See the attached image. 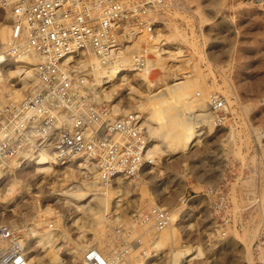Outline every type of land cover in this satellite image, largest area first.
Returning a JSON list of instances; mask_svg holds the SVG:
<instances>
[{"label": "rangeland", "instance_id": "obj_1", "mask_svg": "<svg viewBox=\"0 0 264 264\" xmlns=\"http://www.w3.org/2000/svg\"><path fill=\"white\" fill-rule=\"evenodd\" d=\"M6 15L0 9V24L7 20ZM157 17L153 45H162L157 53H163L166 65L148 74L152 84L159 90L168 82L191 77L194 83L198 77L200 90L207 97L214 94L226 100V105L222 113L217 111V127L203 128L202 140L191 151L179 148L158 156L153 174L110 188L115 194L104 218L100 250L113 254L117 248L129 245L134 249L138 244L142 248L134 251L133 264H172L174 252L188 253L199 247L201 254L189 256L185 264H264V211L259 207L264 195V0H169ZM157 53L151 50V60ZM8 77L5 91L25 93L22 83L17 87L11 84L20 80L17 74ZM131 79L138 105L149 91L148 83L141 74ZM197 90L193 91L195 96ZM133 104L128 101L123 108H133ZM231 131L235 141H231ZM34 165L23 175L30 189H20L18 198L9 205L0 199V223L14 225L16 220L34 261L79 264L84 254L80 245L97 236L91 207L96 209L98 202L79 208L85 202L74 197L69 202L56 193L72 181L76 182L71 185L87 192L94 176L86 174L87 182H82L81 174L73 179L75 167L53 166L50 171L38 172ZM47 205L57 213L39 215ZM154 206L167 208L173 215L175 211L182 213L180 220L172 218L169 240L158 250L151 246L158 231L137 218ZM118 223L124 228L121 233L112 228ZM50 224L60 229V236H68L60 251L36 247L27 230L36 227L43 232L52 228ZM82 229L85 236L79 238ZM250 245L252 263L247 257Z\"/></svg>", "mask_w": 264, "mask_h": 264}, {"label": "built area", "instance_id": "obj_2", "mask_svg": "<svg viewBox=\"0 0 264 264\" xmlns=\"http://www.w3.org/2000/svg\"><path fill=\"white\" fill-rule=\"evenodd\" d=\"M168 3L0 0V9L12 14L10 39L0 43V74L9 78L12 71L24 72V65L34 55L40 59L33 64L36 84L20 99L7 93V102L0 106V171L4 172L0 185L42 154H50L56 167L82 163L91 167L100 191L156 171L153 141L143 125L144 114L135 109L137 89L131 78L142 75L149 66L151 47H157L153 45L157 15ZM127 56L131 61L124 82L104 84L107 92L116 87L112 101L98 100L102 92L91 87L92 59L100 69L112 70ZM22 72L17 76L20 80L11 83L13 87L22 83ZM128 101L134 107L124 109ZM225 101L213 95L210 103L222 113ZM15 159L21 161L18 167L12 162ZM137 218L146 225L151 221L161 231L172 224L173 214L154 206ZM112 228L116 233L124 230L120 223ZM22 230L0 223V264H32ZM135 254L129 245L113 254L93 246L84 251L79 264H133Z\"/></svg>", "mask_w": 264, "mask_h": 264}, {"label": "bare ground", "instance_id": "obj_3", "mask_svg": "<svg viewBox=\"0 0 264 264\" xmlns=\"http://www.w3.org/2000/svg\"><path fill=\"white\" fill-rule=\"evenodd\" d=\"M6 12H7L6 16H8L7 20H5L3 23L0 24V43H4V44L8 43L10 39V35H11V19H12L11 15L12 14L9 12V10H7ZM159 45H161V43ZM163 45H165V43ZM151 48L157 53L161 51L162 45L160 47L152 46ZM162 55L163 53L161 52L157 53L156 54L157 58L155 60H151L149 62L148 68L144 72H142L144 79L148 83L149 91H147L148 93L146 92V95H144L143 100H140L138 105L135 108L136 110H139L144 114L143 125L146 129L148 136L153 141L154 158H157L158 156H162L164 154L166 155V153H169V152L171 154L172 152L178 150L179 148H181L184 151H191L194 148V146L202 140V137L205 133L203 131V128L204 129L209 128V130L214 129L215 127H217V125L215 124V121L219 119L217 115V111L213 109V106L210 103L211 97L214 94H210L209 97H207L206 93L200 90L199 88L200 83H199L198 77L194 79L195 80L194 83L192 82L191 77H189L185 81L177 82L173 84H170V82H168L165 88H160L159 90L152 84V81L148 79L147 75L149 71L154 69L155 67L156 68L160 67L163 69L165 68L166 59L163 58ZM92 60H93V63H91V65L93 66V70H92L93 72L91 73H93L94 78H93V82L91 83V87L96 93L102 92L98 94V97H97L98 100H104V101L111 102L113 98L112 97L113 93L116 91V87H114L111 91L107 92L104 84H107V83L115 84V82H117L118 80H120L121 82H124L125 80L124 77H126L124 76V71H127L130 68V61H131L130 57L129 56L124 57L123 60L120 61V63L117 66L112 68V70L111 69L110 70L100 69L99 66L95 65V63L97 62L96 59L93 58ZM39 61L40 59L34 55V57L30 58L27 64L24 65V70H25L24 72H22L23 71L22 69H17L16 71L10 72V74H17V76L21 75V72L23 76L25 75L22 78V81H23L22 89L28 90L30 86L36 84V76L33 70V64H37ZM130 70L133 71L135 69H130ZM8 85L9 83L7 81V78L4 75L0 74V88L2 87L3 89V94L1 96L2 100L0 102V106L3 103L7 102L6 101L7 98L5 97L7 93L12 98H15V99H20L21 98L20 96H24V92H22V94L16 93L17 95L16 97V95H14L12 92L10 93V90L5 91ZM196 88L199 89L195 92L197 96L193 94V91ZM207 93L209 94L208 91ZM229 98L230 97L227 98V101L231 103V100ZM125 111H128V110H125ZM230 137H231V141H235L234 140L235 135L233 131H231ZM35 160L36 162L34 163L35 164L34 166L37 167L36 169L38 170L36 171L38 172L39 171H42V172L50 171L52 170V167L54 166L53 157L50 154H42L40 157L36 158ZM12 162H14L13 164L15 165V167H18L19 163H21V161L18 159L17 160L15 159ZM25 170L26 169L22 168L20 171H18V173L16 174L12 173L11 175H9L8 181H6L3 187L1 188V193H0V199L2 200L1 203L5 205L12 204L15 202V200L20 195L19 194L20 189H23L25 187L28 190L30 189L29 183H26L27 179L23 178V175L26 174ZM3 173L4 172L0 171V178L4 176ZM90 173L91 175L93 174V169L91 167H87L84 163H82L81 166H77L75 167V169H73V175H74L73 179L76 180L77 174H81L83 175L81 177L83 178V180L81 181L87 182L86 179L89 176H87L86 174L89 175ZM85 175L87 177H85ZM93 176L94 178L90 182L91 183V186L89 187L90 189L87 192L84 191V189H82L78 185L76 186H73V184L71 185V183L76 182V181H72L70 185L66 184L64 188H61L56 193L58 196L64 197L63 199H67L69 202L71 201V197L78 199L80 203L85 202L82 205L79 204L77 206L79 208H81L82 206L88 207V205L92 201L95 202L94 200L98 202L96 209L92 207L91 209H92V217H93L92 225L97 228L96 237L99 240L97 242L96 237H95L94 240L91 241L90 243L81 244L80 245L81 252L82 250L84 252L86 249L93 247V246L97 247L100 250V247L103 244L102 238H100L102 237V234L100 233L104 231V218H105L106 212L110 210L111 196L115 194L112 192L110 188L104 191H100L97 185V181L95 180L96 176L94 174ZM67 200H64V201H67ZM117 201H120V200H117ZM117 204L118 202L116 203V205ZM259 207L263 212L264 211V195L261 196L260 198ZM41 211L43 212V214H39V215L49 216V215L57 213L55 209L51 208L48 205L47 207H44V209H42ZM181 217H182V213L180 211H175L173 215L174 221L177 218H179L180 220ZM12 223L14 224L13 226L16 227L15 225L16 220L13 221ZM151 223L152 222L150 221L149 224ZM149 224H147L146 227L150 226L149 228H151L152 226ZM50 226L52 228H48L43 232H39L36 227H30L27 230L31 237V241L35 240V244H37L35 245L36 247L40 246L47 250L51 249V250L60 251L63 247H65V244L68 243V238H67L68 236L67 237L60 236L58 233L60 229L59 230L58 228L55 229L56 227H54L53 224H50ZM83 227L84 226H82L81 228ZM171 228H172V224L170 225V227L156 232L157 234L154 235L152 238L153 241H152L151 246L155 247V249L157 250L160 249L162 246H164L169 240L168 233L170 234V231L172 230ZM147 230L149 229L147 228ZM85 231H86L85 229L81 230L79 238L85 236ZM257 232H254L255 235ZM63 235H66V234H63ZM61 238H63V241ZM254 238L252 234V239L254 240ZM252 239L250 243L253 242ZM135 246H136L135 248H138V249L134 248V251H138L140 248H142L141 246L139 247L138 244ZM247 250H248L247 257L249 259V263H252L253 257H252L251 245L248 247ZM183 252L179 251V252L173 253L174 255L171 260L172 264H185L186 262L189 261L187 259L189 256L194 255L193 258H195L201 254L199 247L194 249L193 252H189V251L188 253L186 252L183 253ZM151 255L154 256L153 254ZM31 263L41 264V263L34 261V258H31Z\"/></svg>", "mask_w": 264, "mask_h": 264}]
</instances>
